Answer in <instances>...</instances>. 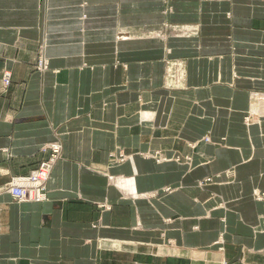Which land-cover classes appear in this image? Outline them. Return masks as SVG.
Here are the masks:
<instances>
[{"label":"crops","instance_id":"1","mask_svg":"<svg viewBox=\"0 0 264 264\" xmlns=\"http://www.w3.org/2000/svg\"><path fill=\"white\" fill-rule=\"evenodd\" d=\"M260 115L264 0H0V264H264Z\"/></svg>","mask_w":264,"mask_h":264},{"label":"built area","instance_id":"2","mask_svg":"<svg viewBox=\"0 0 264 264\" xmlns=\"http://www.w3.org/2000/svg\"><path fill=\"white\" fill-rule=\"evenodd\" d=\"M43 53V51H42ZM39 58V70L43 71L46 67ZM2 81L4 87L10 81V74L5 71ZM48 151V157L44 159L39 166L25 176L13 178L7 185L6 191L16 202L42 203L47 200V182L50 179L52 170L58 162L61 155V145L52 143L43 149Z\"/></svg>","mask_w":264,"mask_h":264},{"label":"rangeland","instance_id":"3","mask_svg":"<svg viewBox=\"0 0 264 264\" xmlns=\"http://www.w3.org/2000/svg\"><path fill=\"white\" fill-rule=\"evenodd\" d=\"M206 1H217V0H206ZM224 1V0H223ZM188 32H183V31H181V30H179V28L178 27H174V26H172L171 25V27H169L168 28V35H176V36H180V34H182V35H185V34H187ZM193 33H196V31H193ZM123 34H125V33H120V35L118 36L119 38H121V39H127V37H128V35H123ZM156 35H158V36H161L163 33H160V30L159 31H157L156 33H155ZM38 56H37V58H36V63H35V70L37 71V72H39V73H43L44 71H41V70H39V58H40V56L42 55V45H40V47H39V49H38ZM169 63H173L174 65L173 66H178L179 64L180 65H184V61H182V60H172V59H167V60H165V77L166 76H169L170 75V72H168V70H166L167 69V67H168V65H169ZM179 69H177L176 71L175 70H173L172 71V74L173 75H176L177 76V79H176V81L178 82V81H180V82H184V73L181 75L180 73H179V71H178ZM46 71V70H45ZM4 73V72H3ZM2 77H3V74H2ZM2 83H3V81H2ZM11 83V77H10V81H9V83L7 84V86L9 85ZM6 86V87H7ZM176 87H178V86H176ZM166 88H168V89H175L174 87H170V86H166ZM260 116H262V117H264V115H260ZM207 140H208V138L207 137H204L203 139H202V141H204V142H206V143H209V142H207ZM146 157H148V158H151V159H153L155 162H157V163H160L161 161H167L168 159H166L162 154H160L159 152H156V153H152V154H148V155H146ZM132 158V156H125V155H123V154H118L116 157H114V159L116 160V161H118V162H122V161H124V160H126V159H131ZM159 158H161V159H159ZM171 161H174V162H176V163H180V161H181V159H179V158H177V157H174V158H172L171 159ZM190 158L189 157H185V163L187 164V165H190ZM109 179H110V181H111V183H115V182H113L114 180L111 178V177H108ZM212 180H213V177H206V178H203V179H199L198 181H197V187H199L200 189H204L209 183H211L212 182ZM118 187V186H117ZM173 189L171 188V187H164V188H162L161 190H158V191H160V192H165V193H169V192H171ZM158 191H154V192H152L154 195H156L157 193H158ZM152 193H149V194H147L146 196L148 197H151V196H153V194ZM127 196H129V197H131L132 198V196H134L133 194H132V192L130 191V193L129 192H127ZM143 196H145V195H143ZM258 196H260V198H264L263 197V195L262 194H258V195H256V197H258ZM135 197V196H134Z\"/></svg>","mask_w":264,"mask_h":264},{"label":"bare ground","instance_id":"4","mask_svg":"<svg viewBox=\"0 0 264 264\" xmlns=\"http://www.w3.org/2000/svg\"><path fill=\"white\" fill-rule=\"evenodd\" d=\"M84 18V17H83ZM118 39H119V37H118ZM121 39V38H120ZM42 51H43V53H42V57H41V60H42V62H44L43 64H44V66L46 67L45 69H43V71H45V70H48V68H49V63H48V59L45 57V54H44V46L42 47ZM5 72V71H4ZM7 73H9L10 74V72L9 71H7ZM10 77H11V74H10ZM4 85V84H3ZM144 122H145V118H141ZM209 141V140H208ZM159 159H161V158H159ZM228 173V172H227ZM153 194V193H152ZM137 195V194H136ZM154 195V194H153ZM138 196V195H137ZM139 197V196H138ZM259 198V197H258Z\"/></svg>","mask_w":264,"mask_h":264}]
</instances>
